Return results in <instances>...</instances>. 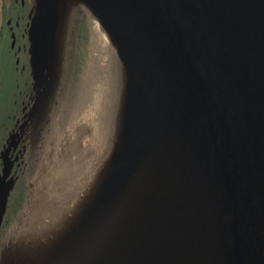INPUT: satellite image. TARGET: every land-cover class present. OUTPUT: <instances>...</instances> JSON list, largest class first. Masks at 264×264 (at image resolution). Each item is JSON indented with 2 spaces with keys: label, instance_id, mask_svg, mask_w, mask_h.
<instances>
[{
  "label": "water",
  "instance_id": "water-1",
  "mask_svg": "<svg viewBox=\"0 0 264 264\" xmlns=\"http://www.w3.org/2000/svg\"><path fill=\"white\" fill-rule=\"evenodd\" d=\"M83 1L118 50L126 100L108 187L67 264H264V0ZM60 3L31 14L37 82Z\"/></svg>",
  "mask_w": 264,
  "mask_h": 264
},
{
  "label": "rangeland",
  "instance_id": "rangeland-1",
  "mask_svg": "<svg viewBox=\"0 0 264 264\" xmlns=\"http://www.w3.org/2000/svg\"><path fill=\"white\" fill-rule=\"evenodd\" d=\"M2 1L0 0V3ZM60 1V24L56 39V54L58 53L57 58L64 56L69 63L67 67L71 66L69 73L74 72L78 76L77 94L72 99L73 108L67 120L58 121L57 125L50 130L45 138L41 155L39 151L40 141L37 137L33 139L31 160L26 179L29 180L28 177L31 179L30 191L22 220L20 219L21 221L14 228L12 238L7 244L5 251L7 255L6 264L12 263L14 245L30 210L31 202L35 197L36 182L42 165L50 161V157L64 141L63 139L72 134V131L80 122H86V140L91 142L97 155L105 156L112 161L124 124L123 112L126 96L124 90L119 92L118 74L122 77L126 72L121 65L117 48L86 2L83 0ZM96 23H99L103 34L109 39V47L105 50L100 51L98 48L94 36ZM126 78L124 84L127 81ZM118 113H122L119 128H113V120L115 121V116ZM39 156V164L34 171L35 162L37 163ZM99 201V199H95L91 210L93 214L89 213L86 216V222L80 236L85 233L87 223L90 224L96 216ZM13 212L14 207L12 206L6 220L10 221L14 218Z\"/></svg>",
  "mask_w": 264,
  "mask_h": 264
},
{
  "label": "bare ground",
  "instance_id": "bare-ground-1",
  "mask_svg": "<svg viewBox=\"0 0 264 264\" xmlns=\"http://www.w3.org/2000/svg\"><path fill=\"white\" fill-rule=\"evenodd\" d=\"M99 50L109 47L99 23L94 27ZM86 122L42 165L35 197L14 245L11 264H67L85 218L104 195L114 159L95 153L86 140Z\"/></svg>",
  "mask_w": 264,
  "mask_h": 264
},
{
  "label": "flooded vegetation",
  "instance_id": "flooded-vegetation-1",
  "mask_svg": "<svg viewBox=\"0 0 264 264\" xmlns=\"http://www.w3.org/2000/svg\"><path fill=\"white\" fill-rule=\"evenodd\" d=\"M34 2L0 3V175L5 166L2 152L8 150V163L14 162L10 177H14L15 185L11 195L25 183L33 139H39L42 149L48 133L60 121L57 116L64 110L68 93L64 75L71 68L64 56L57 58L56 43L45 77L39 82L35 79L29 38Z\"/></svg>",
  "mask_w": 264,
  "mask_h": 264
},
{
  "label": "trees",
  "instance_id": "trees-1",
  "mask_svg": "<svg viewBox=\"0 0 264 264\" xmlns=\"http://www.w3.org/2000/svg\"><path fill=\"white\" fill-rule=\"evenodd\" d=\"M123 77V78H122ZM121 77V75L118 74V80H119V92H122V90H125V78L126 75H123ZM64 81L67 82V88H68V93L66 94L65 98H64V110L61 112V114H59L58 120H67L68 116L71 113V109L72 107V99H74V97L76 96L77 92H76V87L79 83L78 80V76H76V74L74 72H71L69 74L64 75ZM115 115V113H114ZM122 113H118L117 116H115V121L113 120V128H119V124H120V118H121ZM57 120V121H58ZM118 120V121H117ZM116 131L114 130V133ZM39 151H41V149L39 148ZM39 158L37 160V163L35 162V167H34V171L37 168V165L39 163ZM34 173V172H33ZM29 180H27L22 187L19 188V190L17 192H15V194L13 195L12 198V202L10 204V208L13 206L14 207V218L12 220H6V224L3 226L1 235H0V264H6V260H7V255H6V248H7V244L9 242V240L12 238V233L14 232V228L17 227L19 221L22 220L24 211H25V207H26V201H27V194H28V189H29V183H30V178L28 177ZM9 213V212H8ZM12 214V212H11ZM21 219V220H20Z\"/></svg>",
  "mask_w": 264,
  "mask_h": 264
}]
</instances>
